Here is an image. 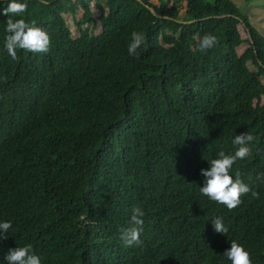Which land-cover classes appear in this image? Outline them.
<instances>
[{"label":"trees","instance_id":"trees-1","mask_svg":"<svg viewBox=\"0 0 264 264\" xmlns=\"http://www.w3.org/2000/svg\"><path fill=\"white\" fill-rule=\"evenodd\" d=\"M78 9L73 37L64 14ZM8 18L0 15V219L11 227L0 264L24 244L41 264H230L231 241L264 264V36L245 13L231 0H26L22 18L49 47L17 49L15 59L3 48ZM132 31L144 36L135 57ZM204 33L216 43L201 52ZM241 133L253 140L230 175L250 192L228 209L199 194V170L234 151ZM133 207L142 231L125 245Z\"/></svg>","mask_w":264,"mask_h":264},{"label":"clouds","instance_id":"clouds-1","mask_svg":"<svg viewBox=\"0 0 264 264\" xmlns=\"http://www.w3.org/2000/svg\"><path fill=\"white\" fill-rule=\"evenodd\" d=\"M5 0H0L4 4ZM26 8V0H7L4 7H0V15L15 16V19L8 18L4 25L6 33L3 39V48L7 54L15 59L16 50L24 49L29 52L43 53L48 51L49 37L46 32L37 26L34 21H25L22 18ZM144 41L142 33L132 31L130 40L126 46L129 56H136V50ZM216 43V37L211 33H204L199 37L196 44L197 50L203 52L210 49ZM253 140L250 134L241 133L233 135L231 144L235 146L234 151L226 154L222 149L217 151L214 158L207 159V167L199 171L203 177L202 184L197 186L199 194L209 201L222 204L228 209L238 205L240 197L250 192L249 185L243 182L235 173L230 175V169L235 161L245 158L249 154V142ZM255 196V192L251 193ZM143 211L138 207L131 209L129 224L130 227L123 228L120 232V239L125 245H131L138 240L142 231ZM213 230L224 234L227 231L222 218L213 216L209 220ZM11 227L10 220L0 219V240L6 237ZM224 258L230 264H251L249 253L245 247L231 241L223 251ZM3 264H41V257L33 252L31 245L9 247L3 254Z\"/></svg>","mask_w":264,"mask_h":264},{"label":"rangeland","instance_id":"rangeland-1","mask_svg":"<svg viewBox=\"0 0 264 264\" xmlns=\"http://www.w3.org/2000/svg\"><path fill=\"white\" fill-rule=\"evenodd\" d=\"M241 12L245 13L250 21V23L257 29V31L264 36V0H231ZM155 2V1H154ZM92 14L93 18H95L98 14V10L92 6ZM82 11L81 9L76 10L74 15L64 14V18L66 24L68 25L71 34L73 37L78 35V27L76 21L81 18ZM86 24H83L81 27H85ZM89 29H91L92 33L97 34L100 31V24L97 19H94L89 25ZM239 34L241 38H247L248 34L244 29L242 24L237 25ZM247 47V43H243L237 48V52L241 53L244 48ZM248 65L252 67V65L248 62ZM264 82V76L260 77ZM261 101H264V96Z\"/></svg>","mask_w":264,"mask_h":264},{"label":"water","instance_id":"water-1","mask_svg":"<svg viewBox=\"0 0 264 264\" xmlns=\"http://www.w3.org/2000/svg\"><path fill=\"white\" fill-rule=\"evenodd\" d=\"M149 9L151 10V12H153V14H155V15H156V12L153 10V8H152V7H149Z\"/></svg>","mask_w":264,"mask_h":264}]
</instances>
